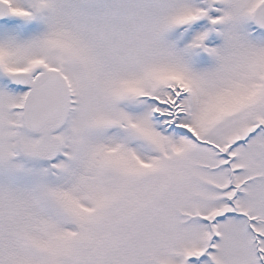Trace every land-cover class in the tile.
I'll use <instances>...</instances> for the list:
<instances>
[{"label": "snow or ice", "instance_id": "snow-or-ice-1", "mask_svg": "<svg viewBox=\"0 0 264 264\" xmlns=\"http://www.w3.org/2000/svg\"><path fill=\"white\" fill-rule=\"evenodd\" d=\"M0 264H264V0H0Z\"/></svg>", "mask_w": 264, "mask_h": 264}]
</instances>
